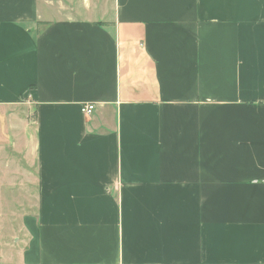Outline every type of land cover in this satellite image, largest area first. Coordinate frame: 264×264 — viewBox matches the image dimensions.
Listing matches in <instances>:
<instances>
[{
  "label": "crops",
  "instance_id": "0c3cea01",
  "mask_svg": "<svg viewBox=\"0 0 264 264\" xmlns=\"http://www.w3.org/2000/svg\"><path fill=\"white\" fill-rule=\"evenodd\" d=\"M83 3L0 0V264H264V0Z\"/></svg>",
  "mask_w": 264,
  "mask_h": 264
},
{
  "label": "rangeland",
  "instance_id": "374dc122",
  "mask_svg": "<svg viewBox=\"0 0 264 264\" xmlns=\"http://www.w3.org/2000/svg\"><path fill=\"white\" fill-rule=\"evenodd\" d=\"M80 2V7H84L83 0ZM6 119L3 114L0 116V247L13 245L14 238L20 235L23 217L37 209L35 190H21L13 186L12 165L20 164L23 167L32 163H24L16 154L13 148V143L16 142L11 135L19 136L20 130L17 125L14 128L13 125H7Z\"/></svg>",
  "mask_w": 264,
  "mask_h": 264
},
{
  "label": "built area",
  "instance_id": "2783aa9c",
  "mask_svg": "<svg viewBox=\"0 0 264 264\" xmlns=\"http://www.w3.org/2000/svg\"><path fill=\"white\" fill-rule=\"evenodd\" d=\"M94 111V106L91 105V104H87V105H84L82 107V112L86 115H90L92 114V112Z\"/></svg>",
  "mask_w": 264,
  "mask_h": 264
}]
</instances>
